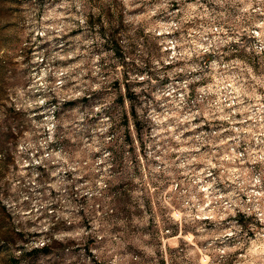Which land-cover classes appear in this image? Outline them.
<instances>
[{
	"label": "rangeland",
	"instance_id": "1",
	"mask_svg": "<svg viewBox=\"0 0 264 264\" xmlns=\"http://www.w3.org/2000/svg\"><path fill=\"white\" fill-rule=\"evenodd\" d=\"M0 264H264V0H0Z\"/></svg>",
	"mask_w": 264,
	"mask_h": 264
},
{
	"label": "trees",
	"instance_id": "2",
	"mask_svg": "<svg viewBox=\"0 0 264 264\" xmlns=\"http://www.w3.org/2000/svg\"><path fill=\"white\" fill-rule=\"evenodd\" d=\"M112 37H114V34H112ZM125 119H128V116L125 114ZM49 248H50V245L49 244H44V246L42 248H36V249H33V251H38V250H45L47 252H49Z\"/></svg>",
	"mask_w": 264,
	"mask_h": 264
}]
</instances>
